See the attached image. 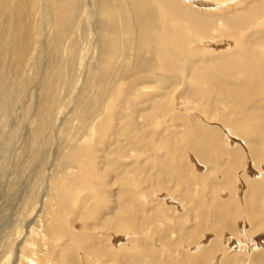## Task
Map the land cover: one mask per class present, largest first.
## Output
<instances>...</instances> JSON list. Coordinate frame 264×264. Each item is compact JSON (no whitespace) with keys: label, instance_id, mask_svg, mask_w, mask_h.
Wrapping results in <instances>:
<instances>
[{"label":"rangeland","instance_id":"obj_1","mask_svg":"<svg viewBox=\"0 0 264 264\" xmlns=\"http://www.w3.org/2000/svg\"><path fill=\"white\" fill-rule=\"evenodd\" d=\"M160 1L168 71L114 19L109 73L101 0L1 11L0 264H264V0Z\"/></svg>","mask_w":264,"mask_h":264},{"label":"bare ground","instance_id":"obj_2","mask_svg":"<svg viewBox=\"0 0 264 264\" xmlns=\"http://www.w3.org/2000/svg\"><path fill=\"white\" fill-rule=\"evenodd\" d=\"M10 1L11 0H0V14L1 11H4V7L9 4ZM82 2L83 0H38V3L40 4L38 9L41 11V18H43L47 24L49 23L52 25V27H54V33L51 41L55 40L54 38L56 36V32L57 35H59V41L62 40L67 34L70 36V32L74 29L76 24L74 21H76V18L78 19L79 11H83L81 7ZM100 5L102 8L100 7L101 13L99 15L102 19L101 24L103 29V34L100 33L102 37L100 42L101 44L104 43V63L105 68L109 71V73L111 72L113 60L115 59L116 55H118H115V50L110 49L109 47L110 40H112L111 42L115 41L114 30H116V24L113 22L114 19L117 21H124V25L126 26L128 34L132 35V33H135L138 36L139 47L148 54L155 57V60L152 58L149 62H144V64L141 63L142 65L140 64V68H145L150 70V72H153L156 69H165L168 71V69L173 67L172 63L174 52L171 48V44L167 40L166 44L162 45L160 40L165 35L167 36L168 26H163V21H166V19L171 16V8H167V6L160 0H101ZM28 6L29 3L28 0H26V2L23 4V7H26L28 10ZM124 9H126L125 12ZM263 11L264 2L260 3L248 15L246 14L242 19V24L252 23V21L258 18V15ZM4 14L5 13L3 12L2 15ZM24 14L25 12L23 15ZM23 21L24 19L22 20V23ZM98 21H100V19ZM234 22L235 25L240 29L241 26L237 24L236 21ZM24 28L27 27L24 25ZM157 52L159 57L156 56ZM49 54L50 58H53V54L50 52ZM138 65L139 64H137V66Z\"/></svg>","mask_w":264,"mask_h":264}]
</instances>
